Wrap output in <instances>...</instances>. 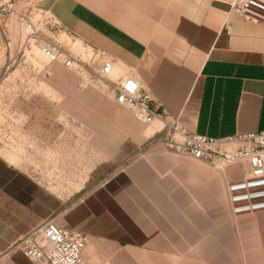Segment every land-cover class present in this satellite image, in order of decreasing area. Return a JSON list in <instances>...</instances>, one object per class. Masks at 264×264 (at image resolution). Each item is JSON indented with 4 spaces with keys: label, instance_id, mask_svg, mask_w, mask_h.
Wrapping results in <instances>:
<instances>
[{
    "label": "crops",
    "instance_id": "0c3cea01",
    "mask_svg": "<svg viewBox=\"0 0 264 264\" xmlns=\"http://www.w3.org/2000/svg\"><path fill=\"white\" fill-rule=\"evenodd\" d=\"M46 1L75 40L115 58V78L134 72L155 107L189 131H264V24L241 20L233 0ZM96 110L108 114V106ZM129 120L112 123L111 139L107 121L86 122L95 151L122 154L107 158L75 200L54 198L46 210L44 190L27 184L18 198L26 213L0 205L11 213L0 216V264H32L14 243L50 215L89 236L90 264H264V211L233 217L228 208L225 181L239 179L242 166L220 174L168 155L162 123L142 125L131 112ZM53 147L61 151L60 139Z\"/></svg>",
    "mask_w": 264,
    "mask_h": 264
},
{
    "label": "rangeland",
    "instance_id": "374dc122",
    "mask_svg": "<svg viewBox=\"0 0 264 264\" xmlns=\"http://www.w3.org/2000/svg\"><path fill=\"white\" fill-rule=\"evenodd\" d=\"M13 3L17 11L36 8L53 14L46 0ZM12 12L2 23L16 60L8 71L2 68L8 57L5 38L0 41V205L12 203L7 210L18 217L26 213L18 198L27 184L44 190L46 210L54 198L71 202L80 196L76 191L90 184L107 158L122 154L111 147L109 153L95 151L88 140L96 131L85 129L86 122L107 121L111 139L112 123L118 118L130 121V112L114 102L111 89L101 81H87L61 65L49 64L33 44L25 47L26 37ZM60 38L65 44L71 41L77 54L84 53L81 41L66 33ZM112 79L116 81L114 75ZM97 106H108V114L101 115ZM55 139H60L61 151L53 147ZM5 158H12L16 166ZM9 194L17 199L9 200ZM7 210L0 206L2 219L5 213L11 216Z\"/></svg>",
    "mask_w": 264,
    "mask_h": 264
},
{
    "label": "built area",
    "instance_id": "2783aa9c",
    "mask_svg": "<svg viewBox=\"0 0 264 264\" xmlns=\"http://www.w3.org/2000/svg\"><path fill=\"white\" fill-rule=\"evenodd\" d=\"M13 1L0 3V25L14 14L26 39L25 47L33 44L42 57L52 65H61L87 81H101L111 89L114 102L129 110L142 125L162 123V142L168 155L186 157L201 162L220 174L234 164L242 166L239 179L225 181L228 208L235 217L240 214L264 211V131L237 134L225 138H210L189 131L178 118L156 107L151 90L134 72L112 79L116 60L106 51L85 46L77 54L71 44H65L60 35L74 39L50 12L41 9L17 11ZM232 12L241 20L264 24V0H234ZM8 55L3 69L8 71L15 63L13 42L8 29L0 26ZM83 201V199H81ZM57 215H50L14 243V249L32 264H90L84 252L90 243L88 235L60 227Z\"/></svg>",
    "mask_w": 264,
    "mask_h": 264
},
{
    "label": "bare ground",
    "instance_id": "6f19581e",
    "mask_svg": "<svg viewBox=\"0 0 264 264\" xmlns=\"http://www.w3.org/2000/svg\"><path fill=\"white\" fill-rule=\"evenodd\" d=\"M0 3H2V2H0ZM77 42H78V40H77ZM75 46H76V44H75ZM115 69H116V66H115ZM115 72V71H114ZM126 73H128V71L126 72ZM126 73L124 74V75H126ZM113 75H114V73H113ZM123 76V75H122ZM119 78V77H118ZM118 78H116V80L118 79ZM156 122H158V121H156ZM156 122H154V123H156Z\"/></svg>",
    "mask_w": 264,
    "mask_h": 264
}]
</instances>
